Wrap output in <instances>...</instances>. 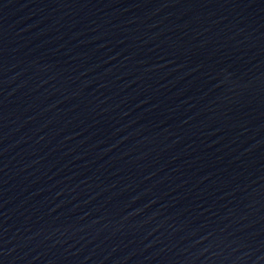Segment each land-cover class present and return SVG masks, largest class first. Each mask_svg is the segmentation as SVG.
<instances>
[{
	"label": "water",
	"instance_id": "obj_1",
	"mask_svg": "<svg viewBox=\"0 0 264 264\" xmlns=\"http://www.w3.org/2000/svg\"><path fill=\"white\" fill-rule=\"evenodd\" d=\"M0 264H264V0H0Z\"/></svg>",
	"mask_w": 264,
	"mask_h": 264
}]
</instances>
